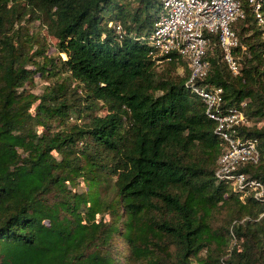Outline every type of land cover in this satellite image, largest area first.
<instances>
[{"label": "trees", "instance_id": "1", "mask_svg": "<svg viewBox=\"0 0 264 264\" xmlns=\"http://www.w3.org/2000/svg\"><path fill=\"white\" fill-rule=\"evenodd\" d=\"M242 8L239 74L207 33L196 85L244 112L260 160L238 171L264 183V29ZM162 13L0 0V264H264V205L216 178L228 143L188 65L146 42Z\"/></svg>", "mask_w": 264, "mask_h": 264}, {"label": "built area", "instance_id": "2", "mask_svg": "<svg viewBox=\"0 0 264 264\" xmlns=\"http://www.w3.org/2000/svg\"><path fill=\"white\" fill-rule=\"evenodd\" d=\"M163 13L156 23L148 41L159 55L179 54L191 71L188 85L206 104L208 118L216 123L215 132L228 143L226 152L219 160L216 178L225 183H232L235 190L264 205V183L250 179L239 173L240 165L257 164L260 160L258 140L233 137L235 127L246 124L243 111L237 108L224 109L222 88H201L196 85L209 72V63L205 60L210 41L206 34L219 36V43L224 53V60L231 72L239 74V65L233 57V49L240 45L238 35L232 25L239 18H244L243 2L254 11L258 23L264 29V0H161ZM115 26L122 32L120 24ZM264 216V212L262 217Z\"/></svg>", "mask_w": 264, "mask_h": 264}, {"label": "rangeland", "instance_id": "3", "mask_svg": "<svg viewBox=\"0 0 264 264\" xmlns=\"http://www.w3.org/2000/svg\"><path fill=\"white\" fill-rule=\"evenodd\" d=\"M146 42L148 43V44H150V41H148V39L146 40ZM52 53H54L55 52V50L54 49H52V51H51ZM41 91V86L36 90V92L37 93H39Z\"/></svg>", "mask_w": 264, "mask_h": 264}]
</instances>
